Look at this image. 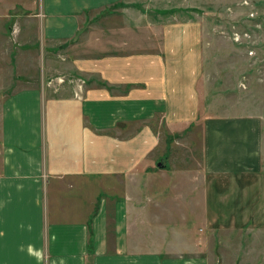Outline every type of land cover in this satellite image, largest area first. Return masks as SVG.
<instances>
[{
    "label": "crops",
    "instance_id": "0c3cea01",
    "mask_svg": "<svg viewBox=\"0 0 264 264\" xmlns=\"http://www.w3.org/2000/svg\"><path fill=\"white\" fill-rule=\"evenodd\" d=\"M39 3L45 74L1 110L0 264H215L217 243L219 264H247L242 240L199 236L185 212L208 230L264 228L259 116L205 117L201 171L152 186L172 179L158 163L176 139L164 144L153 119L197 125L202 23L138 26L131 0Z\"/></svg>",
    "mask_w": 264,
    "mask_h": 264
},
{
    "label": "rangeland",
    "instance_id": "374dc122",
    "mask_svg": "<svg viewBox=\"0 0 264 264\" xmlns=\"http://www.w3.org/2000/svg\"><path fill=\"white\" fill-rule=\"evenodd\" d=\"M37 1L0 2V117L3 102L17 90V85H30L26 77L45 74V59L49 52L45 51L42 26L33 15L40 7ZM40 1L44 9L47 3ZM64 11H70L69 6ZM190 18L199 20L203 29L199 117L193 128L187 130L185 125L170 132L161 126L160 116L153 119L154 133L163 138L164 144L169 133H177L165 161L168 164L166 170L174 171L173 177L170 180L153 179L152 186L156 189L166 184L173 185L175 173H188V179H191L201 171V123L207 116H259L263 122L264 141V0H131V22L138 26L144 21L161 24L163 20ZM124 21L128 19L124 17ZM143 32H147L146 29ZM63 59L62 56V62ZM185 197L189 199L191 194ZM185 213L199 236L209 232L208 238H217V241L230 238L231 242L238 240L241 243L242 240L248 253L244 259L247 264H264V228H254L260 230L255 235L247 233L254 231L252 228H240L241 233L240 229L231 232L223 227L209 231L203 226L206 222L194 217L192 210ZM242 238L253 240L247 243ZM219 245L213 246L218 253L217 258ZM232 245L236 246L235 243ZM217 258L215 264L220 262Z\"/></svg>",
    "mask_w": 264,
    "mask_h": 264
},
{
    "label": "trees",
    "instance_id": "16d2710c",
    "mask_svg": "<svg viewBox=\"0 0 264 264\" xmlns=\"http://www.w3.org/2000/svg\"><path fill=\"white\" fill-rule=\"evenodd\" d=\"M176 137H177V133H175V134H168V136H167L169 142H171V140H174ZM164 166H166V165H164Z\"/></svg>",
    "mask_w": 264,
    "mask_h": 264
},
{
    "label": "water",
    "instance_id": "95a60500",
    "mask_svg": "<svg viewBox=\"0 0 264 264\" xmlns=\"http://www.w3.org/2000/svg\"><path fill=\"white\" fill-rule=\"evenodd\" d=\"M160 166H164L165 165V160H163V161H159V163H158Z\"/></svg>",
    "mask_w": 264,
    "mask_h": 264
}]
</instances>
